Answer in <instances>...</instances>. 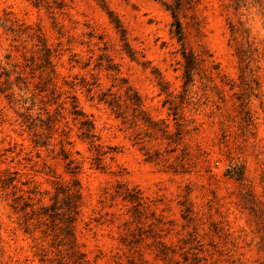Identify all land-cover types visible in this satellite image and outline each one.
Here are the masks:
<instances>
[{
	"label": "rangeland",
	"instance_id": "1",
	"mask_svg": "<svg viewBox=\"0 0 264 264\" xmlns=\"http://www.w3.org/2000/svg\"><path fill=\"white\" fill-rule=\"evenodd\" d=\"M175 2L0 0V264H264V0Z\"/></svg>",
	"mask_w": 264,
	"mask_h": 264
},
{
	"label": "trees",
	"instance_id": "2",
	"mask_svg": "<svg viewBox=\"0 0 264 264\" xmlns=\"http://www.w3.org/2000/svg\"><path fill=\"white\" fill-rule=\"evenodd\" d=\"M186 3H188V0H186ZM180 8V0H176L175 2V5L173 7H169L170 9V13H171V16L174 20V22L172 23V33L174 36L177 37L178 40H181L182 39V32H181V27H180V22L177 18V11L179 10ZM183 54V57H184V75L186 77H188L191 73V70L193 69V67L195 66V58L193 55H191V53H187L185 54L184 52L182 53ZM106 94L103 93V102L107 103L108 106H112L113 108H118V104L116 103V99L113 97V96H110V95H107V96H110V97H105ZM140 104V101H139V97H137L136 99V103L135 105L136 106H139ZM90 132V127L85 130L84 134L85 136L89 137L91 136L89 134ZM66 198L68 199L69 203L71 204V207H74L76 206V203L79 199V194L77 192V190H74L73 187H67L66 188Z\"/></svg>",
	"mask_w": 264,
	"mask_h": 264
}]
</instances>
